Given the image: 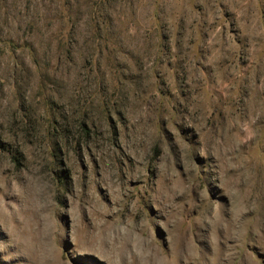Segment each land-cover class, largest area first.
<instances>
[{
  "label": "rangeland",
  "instance_id": "rangeland-1",
  "mask_svg": "<svg viewBox=\"0 0 264 264\" xmlns=\"http://www.w3.org/2000/svg\"><path fill=\"white\" fill-rule=\"evenodd\" d=\"M0 264H264V0H0Z\"/></svg>",
  "mask_w": 264,
  "mask_h": 264
}]
</instances>
